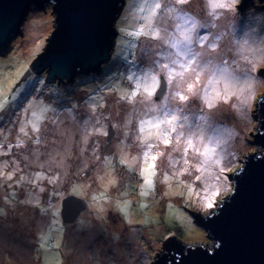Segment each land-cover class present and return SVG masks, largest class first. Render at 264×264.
Returning a JSON list of instances; mask_svg holds the SVG:
<instances>
[{
  "label": "rangeland",
  "instance_id": "374dc122",
  "mask_svg": "<svg viewBox=\"0 0 264 264\" xmlns=\"http://www.w3.org/2000/svg\"><path fill=\"white\" fill-rule=\"evenodd\" d=\"M242 1L236 0L235 11L218 15L212 31L226 35L222 47L235 42L228 59L236 61L232 66L243 75L205 84L210 97L212 88L223 89L225 84L240 94L239 101L234 96L211 110L214 122L225 129L231 162L216 164L190 152L189 163L183 165L189 171L183 172L177 163L181 154L160 146L166 155L157 161L151 190L139 174L148 145L135 137L140 120L157 114L128 102L126 93L133 85L126 77L156 59L157 42L145 37L141 28L151 32L160 24V10L155 15L152 11L157 0H126L116 22L111 60L102 74H80L67 84L48 82L45 73L32 71L54 28V17L51 7L30 12L21 34L0 54V145L6 146L0 148V171L13 174L10 179L0 177V264H152L168 236L188 244L211 243L191 211L207 214L221 204L232 192V174L245 157L262 151L254 136L258 101L264 94V1L255 0L243 11ZM186 10L203 20L206 0H192ZM203 108L201 101H193L190 119ZM110 127L115 134L107 145ZM133 157L138 163L132 168L120 163ZM165 175L171 179L165 181ZM197 175L201 181H196ZM225 175L226 181H217ZM112 179L115 184L109 183ZM202 188L213 193L221 189L212 208L197 198ZM70 194L84 198L87 209L76 221L64 223L61 203Z\"/></svg>",
  "mask_w": 264,
  "mask_h": 264
},
{
  "label": "water",
  "instance_id": "95a60500",
  "mask_svg": "<svg viewBox=\"0 0 264 264\" xmlns=\"http://www.w3.org/2000/svg\"><path fill=\"white\" fill-rule=\"evenodd\" d=\"M255 0H243L242 11ZM264 1V0H260ZM126 0H0V54L3 55L32 11L51 7L54 28L31 69L48 82L73 83L80 74H101L115 47L116 22ZM164 92L160 93L163 96ZM264 97V94L263 96ZM262 147L250 153L232 174V192L209 213L191 211L211 243L188 244L168 236L152 264H264V102L258 101ZM115 130L109 128L107 145ZM87 209L76 195L62 199L61 218L72 223Z\"/></svg>",
  "mask_w": 264,
  "mask_h": 264
},
{
  "label": "snow or ice",
  "instance_id": "6c2138e0",
  "mask_svg": "<svg viewBox=\"0 0 264 264\" xmlns=\"http://www.w3.org/2000/svg\"><path fill=\"white\" fill-rule=\"evenodd\" d=\"M191 3L192 0H164L163 4L157 0L154 3L153 15L160 10V24L152 27L151 32L143 31L142 26L141 32L157 42L154 45L157 49L156 59L140 69L139 73L133 72L126 77L133 85L131 91L126 93L128 102H138L146 112L157 114L153 119L140 120L139 134L135 137L137 142L148 145L149 150L143 152L139 174L144 177V187L149 190L153 188V178L157 176V161L166 155L160 146L170 147L181 154L177 163L181 164L183 172L189 171L183 165L189 163L187 157L190 152L211 158L216 164L221 160L231 162L229 141L224 139L225 129L214 122L211 110L220 103H229L234 96L239 101L240 94L230 91V86L225 84L223 89L212 88L210 97L205 84L218 85L221 81L236 80L243 75L242 71L232 66L236 61L228 59V54L236 47L235 42L229 40L222 47L226 35L212 31L216 27L213 21L218 15L236 10V0H206L207 17L203 20L186 10ZM141 32L135 35L139 36ZM152 50H146L145 55ZM161 92L167 94L160 96ZM195 100L201 101L204 108L197 109L190 119L191 104ZM261 102H264V97H261ZM233 107L237 105L233 104ZM48 110L45 107L44 111ZM33 128L39 133L38 125L34 124ZM20 131L25 132V129L21 127ZM96 131L107 134L101 129ZM3 147L6 146L0 145V148ZM120 163L132 168L138 163V158L133 157L131 162L123 159ZM224 171L223 167L219 169L220 173ZM5 175L10 179L13 174L0 171V177ZM38 178L44 179L43 176ZM221 178L227 180L226 175L216 177L217 181ZM170 179L168 175L164 176L165 181ZM195 179L201 181L202 176L197 175ZM109 183L115 184L116 181L112 179ZM40 191L43 192L44 188H40ZM219 191L221 189L217 188L213 193L202 188L196 191V196L204 201L206 207L212 208L214 196ZM121 211L124 209L121 208Z\"/></svg>",
  "mask_w": 264,
  "mask_h": 264
},
{
  "label": "trees",
  "instance_id": "16d2710c",
  "mask_svg": "<svg viewBox=\"0 0 264 264\" xmlns=\"http://www.w3.org/2000/svg\"><path fill=\"white\" fill-rule=\"evenodd\" d=\"M110 60H111V59H110ZM103 66H104V65H103ZM102 70H103V69H102ZM91 74H93V75H95V76H96V75H101V74H102V72H101V74H94V73H91ZM89 75H90V74H89ZM66 84H67V83H66Z\"/></svg>",
  "mask_w": 264,
  "mask_h": 264
},
{
  "label": "flooded vegetation",
  "instance_id": "af4514ba",
  "mask_svg": "<svg viewBox=\"0 0 264 264\" xmlns=\"http://www.w3.org/2000/svg\"><path fill=\"white\" fill-rule=\"evenodd\" d=\"M37 212H38V214H39V211H37ZM37 212H36V213H37ZM60 215H61V214H60ZM78 218H79V217H78ZM61 219H62V218H61Z\"/></svg>",
  "mask_w": 264,
  "mask_h": 264
}]
</instances>
